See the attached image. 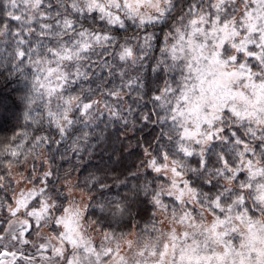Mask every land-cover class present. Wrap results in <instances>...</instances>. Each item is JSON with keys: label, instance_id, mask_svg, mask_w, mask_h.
Returning <instances> with one entry per match:
<instances>
[{"label": "snow or ice", "instance_id": "obj_1", "mask_svg": "<svg viewBox=\"0 0 264 264\" xmlns=\"http://www.w3.org/2000/svg\"><path fill=\"white\" fill-rule=\"evenodd\" d=\"M0 264H264V0H0Z\"/></svg>", "mask_w": 264, "mask_h": 264}]
</instances>
